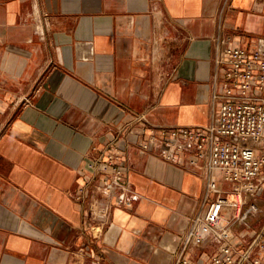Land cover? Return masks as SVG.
<instances>
[{"label": "crops", "instance_id": "0c3cea01", "mask_svg": "<svg viewBox=\"0 0 264 264\" xmlns=\"http://www.w3.org/2000/svg\"><path fill=\"white\" fill-rule=\"evenodd\" d=\"M217 39L264 48V0H0V264H174L205 208L192 153L142 150L150 131L134 124L121 140L134 207L97 228L75 196L132 117L153 129L211 122ZM255 202L249 230L232 226L247 241L263 229L264 190Z\"/></svg>", "mask_w": 264, "mask_h": 264}, {"label": "built area", "instance_id": "2783aa9c", "mask_svg": "<svg viewBox=\"0 0 264 264\" xmlns=\"http://www.w3.org/2000/svg\"><path fill=\"white\" fill-rule=\"evenodd\" d=\"M214 69L219 89L213 99L220 105L209 124L153 129L143 117H132L112 132L86 167L90 179L75 198L97 228L108 224L115 207H134L136 193L121 140L126 129L139 124L150 131L148 142L139 144L142 150L160 144L162 156L172 162L189 152L193 164L202 162L205 170V208L192 218L174 264H264V226L249 241L246 233L237 235L232 229L239 224L249 230V219L260 212L255 199L264 190V48L232 47L217 39ZM221 182L232 184L235 198H229ZM246 204L247 209L235 215ZM209 244L217 245L215 253L193 257V248Z\"/></svg>", "mask_w": 264, "mask_h": 264}]
</instances>
